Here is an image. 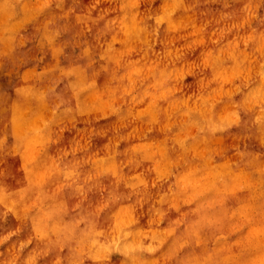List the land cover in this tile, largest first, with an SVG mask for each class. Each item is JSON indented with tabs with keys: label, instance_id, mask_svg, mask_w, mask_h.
Masks as SVG:
<instances>
[{
	"label": "rangeland",
	"instance_id": "rangeland-1",
	"mask_svg": "<svg viewBox=\"0 0 264 264\" xmlns=\"http://www.w3.org/2000/svg\"><path fill=\"white\" fill-rule=\"evenodd\" d=\"M0 264H264V0H0Z\"/></svg>",
	"mask_w": 264,
	"mask_h": 264
}]
</instances>
